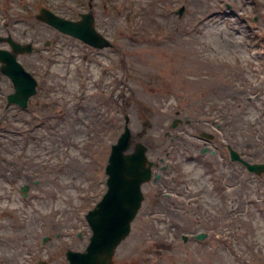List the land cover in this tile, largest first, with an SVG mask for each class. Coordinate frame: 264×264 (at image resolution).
Wrapping results in <instances>:
<instances>
[{"label":"rangeland","instance_id":"374dc122","mask_svg":"<svg viewBox=\"0 0 264 264\" xmlns=\"http://www.w3.org/2000/svg\"><path fill=\"white\" fill-rule=\"evenodd\" d=\"M86 5L0 0V27L12 18L15 31L26 30L23 39L34 42L35 51L19 61L38 81L27 110L11 108L3 117L12 84L0 75V264L47 260L52 250L37 241L50 232L61 233L52 236L60 257L48 264H67V248L85 247L90 229L81 210L105 190L110 141L103 138L123 130L124 114L134 140L148 145L150 159L163 157L166 168L156 167L159 179L143 185L145 199L114 264H264V175L247 176L240 164L233 169L224 149L228 142L250 160H264V87H250L247 69L255 62L245 42L264 32V0H93L96 28L113 43L105 49L35 18L46 6L76 19ZM252 11L261 16L258 32L248 29ZM256 38L264 53V34ZM175 116L188 122L172 128ZM201 128L216 130L214 154L200 152ZM34 178L40 184L32 185ZM21 184L30 185L26 198ZM225 186L235 189L232 213ZM198 231L204 240L192 238Z\"/></svg>","mask_w":264,"mask_h":264},{"label":"water","instance_id":"95a60500","mask_svg":"<svg viewBox=\"0 0 264 264\" xmlns=\"http://www.w3.org/2000/svg\"><path fill=\"white\" fill-rule=\"evenodd\" d=\"M39 18L51 23L59 30L83 39L88 43L99 42L91 27V20L83 16L74 22L42 10ZM6 62L2 72L10 76L14 92L8 95V103L24 107L28 97L35 92V80L15 62L11 54L0 53ZM131 134L126 127L118 138L106 166L108 189L98 205L88 213L87 218L93 230L91 241L84 252H68L70 264H112L111 255L116 244L128 233L129 224L141 200L140 183L147 180L151 162L147 161V147L136 143L131 153L124 154L130 147ZM146 162L148 163L146 165ZM255 171L264 169V164L249 166ZM203 234L197 237H202Z\"/></svg>","mask_w":264,"mask_h":264}]
</instances>
